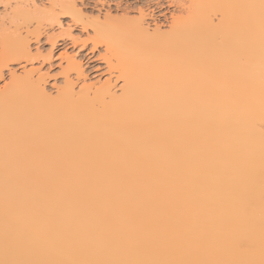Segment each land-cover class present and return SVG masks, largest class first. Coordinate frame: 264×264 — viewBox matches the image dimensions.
Instances as JSON below:
<instances>
[{
	"label": "bare ground",
	"instance_id": "obj_1",
	"mask_svg": "<svg viewBox=\"0 0 264 264\" xmlns=\"http://www.w3.org/2000/svg\"><path fill=\"white\" fill-rule=\"evenodd\" d=\"M11 1L0 0V78L32 58L6 26L35 34L33 22L83 16L75 0ZM190 1L182 25L151 39L142 10L126 33L95 24L119 95L111 80L76 92L73 57L54 97L44 76L10 71L0 264H264V0Z\"/></svg>",
	"mask_w": 264,
	"mask_h": 264
},
{
	"label": "rangeland",
	"instance_id": "obj_2",
	"mask_svg": "<svg viewBox=\"0 0 264 264\" xmlns=\"http://www.w3.org/2000/svg\"><path fill=\"white\" fill-rule=\"evenodd\" d=\"M75 1L78 8L83 9L81 19H75L68 14H60L59 21L50 23L42 20L39 24L33 22L32 25H29V29L31 31L37 29L35 34H28L27 27L25 28L27 24L22 21H17L12 27H5L7 36L15 39L21 37L27 41L26 44L34 60L32 58L30 61L23 59L11 64L9 69L4 70L2 78H0V93L4 91L6 84L11 83V72L20 78L25 76V73H32L30 76L33 80H37L39 76L45 77L43 87L46 92L54 97L56 96V89L63 84L65 79L62 71L67 66L68 57H73L74 60L81 63L84 72L83 78H78L75 73L71 75L76 92H79L85 85L95 84L98 87L107 80H111L113 91L118 94L123 86V81L118 80V63L112 55L113 52L107 50L109 49L106 44L107 40L96 31L95 24L97 26L98 23L107 24L109 22V26L112 25V27L120 24L119 27L115 26L119 29L122 27L121 25H127L126 28L124 27L125 29L123 28L126 33L128 25L130 27L131 22L133 23L135 19L139 18V11L142 10L141 12H144L142 16H145L142 20L143 26L151 39L152 36L155 37L158 33L168 32L175 24H177L176 26L182 25L181 23H183L184 18H187L186 16L191 8L190 0ZM14 3L15 1L12 0L8 8L11 5L15 6ZM50 3L51 0H34V4L40 11H48L51 7ZM30 5L28 8L20 5L19 7L23 10L33 11V6ZM4 7V4H0V14L3 13L2 15L5 13ZM8 19V16L3 17L4 21H8ZM181 19L183 20L181 21ZM212 19L213 22L218 24L220 17L217 15ZM104 32L106 33V31ZM131 36L133 35L131 34ZM108 61L113 66L112 70L107 66Z\"/></svg>",
	"mask_w": 264,
	"mask_h": 264
}]
</instances>
